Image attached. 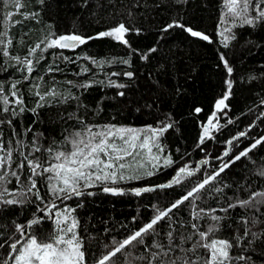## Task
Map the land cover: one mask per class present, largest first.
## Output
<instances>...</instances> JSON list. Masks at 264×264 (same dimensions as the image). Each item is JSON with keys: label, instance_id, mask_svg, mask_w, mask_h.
Masks as SVG:
<instances>
[{"label": "trees", "instance_id": "trees-1", "mask_svg": "<svg viewBox=\"0 0 264 264\" xmlns=\"http://www.w3.org/2000/svg\"><path fill=\"white\" fill-rule=\"evenodd\" d=\"M26 1L20 0L22 6L16 8L14 0H0V32H7L5 45L8 40L12 41L11 45H7L10 57L28 58L35 62L40 50L35 56H29V49L41 41H44L41 44L44 48L52 33L56 36L75 33L95 37L120 23L133 29L125 36L130 47L105 37L89 40L74 51L48 49L43 52V58L35 63L28 81H23L24 73L19 71L20 66L0 52V82L4 84L5 92L11 83L22 81L19 87L25 106L29 110L35 109V112L25 111L13 120L18 133L31 127L32 131L22 137L26 142L35 134L43 133L41 143L45 147L55 142L54 147L67 150L70 145L64 144L65 138L84 125L101 127L114 124L142 128L170 121L174 127L165 133L162 143L165 154H171L173 160L179 163L153 177L120 186L126 189L154 187L169 182L175 167L187 165L200 169L185 182V187L157 189L140 197L131 194L113 196L96 187L86 190L95 193L93 196L67 201L71 207H76L77 203L82 205L77 208L76 215L81 228L86 230L85 239L94 238L89 244L91 253L101 251L96 246L97 242L101 245L110 243L113 236L122 239L127 233L121 225L139 227V223L133 224V217L146 222L153 215L152 205L168 206L181 198L194 182L203 179L206 173L218 170L220 164L229 159H216L224 151L236 154L264 137V23L255 27H233L235 39L229 40L226 48L221 43L223 37L218 34L221 30L218 21L224 13L223 0ZM174 22L207 34L212 42L193 38L178 27L163 31ZM153 48L156 49L154 52L149 51ZM222 54L233 68L231 76H228L220 60ZM92 58L105 63L99 66L92 62ZM123 60H129L130 64L123 63ZM49 67L53 71H49ZM84 68L89 71L83 73ZM126 72H132L133 76L127 77L124 75ZM226 80L233 82V88L226 102L229 108L225 109L226 115H222L219 121L222 127L213 130L212 139L199 144L202 128L215 110L216 100L226 91ZM69 81L92 86L87 89L73 87ZM110 82L124 84L125 87L110 86ZM35 84L39 85L38 89L33 88ZM50 89L61 95L54 100L46 98L49 102L36 108L38 97L34 92L38 90L43 94ZM120 92L124 95H119ZM69 93L79 99L65 101ZM196 108L202 111L197 113ZM229 119L233 123L228 124ZM0 130L5 140L12 136V129L7 124L0 125ZM241 131L247 132L248 136L229 145L227 141L238 137ZM205 159L209 163L202 165ZM261 171H264V145L221 173L217 186L224 188L223 195L212 193L201 204L205 209L215 208L217 211L214 214L225 218L220 222L218 235L228 239L239 237L233 252L250 257L248 264H264V207L258 212L240 207L227 212L220 209L227 208L229 203L223 197H231V202H235L237 196L247 199L251 192L264 191ZM27 175L25 169V174L21 176L25 182ZM14 184L15 181L9 187ZM37 186L45 200H49L46 182L38 180ZM29 199L33 202L23 206H0V245H3L0 247V264L8 260L9 243L19 236L15 233V223L24 225L29 234L37 236L47 234L55 227L54 213L49 218L37 208V205L43 208V204L32 196ZM57 203L60 204L59 201ZM251 217L257 219L255 226L248 225L252 232L259 234L255 239L251 235H243L245 225L242 221ZM174 219L173 228L185 233L191 231L188 223L191 209L187 202ZM32 220L39 223L28 227ZM200 224L202 228L207 227L204 221ZM166 231L167 226H164ZM237 264H244V261Z\"/></svg>", "mask_w": 264, "mask_h": 264}, {"label": "snow or ice", "instance_id": "snow-or-ice-1", "mask_svg": "<svg viewBox=\"0 0 264 264\" xmlns=\"http://www.w3.org/2000/svg\"><path fill=\"white\" fill-rule=\"evenodd\" d=\"M14 6L20 8L22 6L20 0H14ZM223 8V16L218 21L221 25L218 34L223 37L222 42L226 48L228 41L235 39V35L231 34L233 27L245 25L255 27L264 23V0H223ZM174 27L182 28L193 38L212 42L207 34L178 22L168 24L163 31L166 32ZM130 31L133 29L120 23L110 30L98 33L95 37H84L75 33L56 36L52 33L47 38L44 48H41V44H44V41H41L29 49V56H35L37 50H40V56L35 62L33 59L22 60L20 57H10L7 45H11L12 41L8 40L5 45L4 38L7 32L4 31L0 32V46H2L0 52L20 66L19 71L24 73L23 81H28L34 72L35 63L43 58V52L48 49L74 51L86 45L89 40L105 37L113 38L130 47L128 39L125 38ZM155 50L153 48L149 51L154 52ZM83 58L89 59L88 57ZM65 59L70 60L68 57ZM220 60L228 76H231L233 68L224 54L220 56ZM70 62L73 61L70 60ZM92 62L99 66L105 63V61H97L94 58ZM122 62L130 64L129 60ZM49 71L53 69L49 67ZM88 71V68L82 69L83 73ZM112 75L118 74L112 73ZM124 75L131 78L133 73L126 72ZM37 79L42 80L43 78L38 77ZM21 83L20 80L11 83L5 92L4 84L0 82V125L7 124L12 129V136L7 140L4 138L3 131L0 130V206L4 208L23 206L33 202L29 199L32 196L35 201L44 205L43 208L37 205L39 211L45 212L49 218L54 213L55 227L49 233L37 236L35 233L29 234L24 225L14 222L15 233H19V236L9 243L8 260H11V264H237L238 261L248 264L250 257L235 255L233 252L234 247L239 243V237L228 239L218 235L220 222L225 218L214 214L217 211L215 208L205 209L201 204L212 193L223 195L224 188L217 186L221 173H224L236 161L248 157L258 146L264 145V137L256 139L236 154L224 151L222 156L216 159L223 160L224 157L229 159L221 163L218 170L210 174L206 173L203 179L194 182L181 198L168 206L161 208L152 205L153 215L146 222L133 217V224L139 223V227L129 228L127 225H121L127 233L122 239L113 236L110 243L101 245L97 242L96 246L101 251L98 254L91 253L89 244L94 238L85 239L86 230L81 228L76 215L77 208L82 205L77 203L76 207H71L66 203L67 201L93 196L95 193L86 190L96 187L113 196L131 194L136 197L157 189H169L173 186L185 187V182L189 181L200 169H192L187 165L175 167L174 175L169 182L154 187L126 189L120 186L145 177H153L162 170L173 168L179 163L173 160L171 154H165L162 143L165 133L174 127L170 121H160L159 126L142 128L114 124L101 127L84 125L81 130L65 138L64 144L70 145L67 150H62L59 146L54 147L55 142L45 147L41 143L43 133L35 134L31 140L26 142L22 137L32 131L31 127L18 133L13 120L25 111L35 112V109L26 108L24 96L19 87ZM68 83L73 87L84 89L92 86L89 83L79 85L71 81ZM225 84L226 91L221 98L216 100L215 110L208 116L202 128L199 144L212 139L213 130H219L222 127L219 121L222 115H226L225 109L229 108L226 102L230 99L233 88L231 80H226ZM110 86L125 87L124 84L113 82H110ZM33 88L38 89L39 85L35 84ZM34 95L38 97L36 108H41L49 102L46 98L50 97L54 100L61 94L55 89H50L43 94L37 90ZM119 95H124V93L120 92ZM64 99L67 101L79 98L69 93ZM201 111L200 108L195 109L197 113ZM227 123L231 124L233 121L229 119ZM247 136V132L241 131L238 137H233L227 143L232 145L233 141ZM208 163L207 159L201 162L202 165ZM25 169L28 173L27 182L21 179V176L25 174ZM259 174L264 177V171ZM38 180L46 182L47 193L50 196L47 201L37 186ZM13 181L15 184L10 188ZM225 187L228 186L225 185ZM223 198L229 201L227 208L220 209L224 212L237 207L258 212L261 207H264V191L251 192L247 199H240L237 196L235 202H231V197ZM186 202L191 209V220L188 222L191 231L187 233L173 228L176 223L174 217L180 213ZM201 221H204L207 227L202 228ZM242 222L245 225L243 235L257 238L259 234L252 232L248 227V225L255 226L257 219L251 217ZM38 223V220H32L28 227ZM164 226H167L166 232H164ZM8 260H5L3 264H8Z\"/></svg>", "mask_w": 264, "mask_h": 264}, {"label": "bare ground", "instance_id": "bare-ground-1", "mask_svg": "<svg viewBox=\"0 0 264 264\" xmlns=\"http://www.w3.org/2000/svg\"><path fill=\"white\" fill-rule=\"evenodd\" d=\"M25 2H27L26 0H25ZM29 2V1H28ZM30 2H32V1H30ZM26 4V3H25ZM30 4V3H29ZM17 16V15H16ZM233 34V33H232ZM221 41H223V40H221ZM221 43H223V42H221ZM228 43H230V42H228ZM79 50V49H78Z\"/></svg>", "mask_w": 264, "mask_h": 264}]
</instances>
